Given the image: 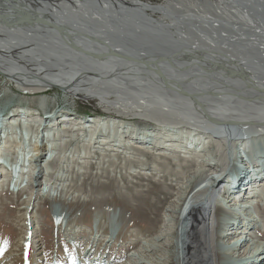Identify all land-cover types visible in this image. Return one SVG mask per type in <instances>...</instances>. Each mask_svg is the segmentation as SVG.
Wrapping results in <instances>:
<instances>
[{
    "label": "bare ground",
    "instance_id": "1",
    "mask_svg": "<svg viewBox=\"0 0 264 264\" xmlns=\"http://www.w3.org/2000/svg\"><path fill=\"white\" fill-rule=\"evenodd\" d=\"M1 75L24 96L58 83L70 102L42 115L20 104L2 107L8 97L25 101L3 85L0 172L12 174L2 186L12 182L14 192L22 190L17 179L29 167L28 191L43 196L46 180L48 193H63L57 183L69 181L70 169L97 151L104 158L129 150L177 163L193 158L177 168L159 165L166 176H182L178 192L168 197L175 198L169 221L143 239L129 264H264V242L258 245L255 236L261 230L254 229L264 227V0H0ZM82 96L99 99L122 119L75 116L71 100ZM126 117L137 122L126 124ZM22 128L31 136L24 139ZM216 161L228 165L226 176ZM35 207L28 211L31 230L40 227ZM117 230L112 233L123 239ZM111 257L117 264V255Z\"/></svg>",
    "mask_w": 264,
    "mask_h": 264
},
{
    "label": "rangeland",
    "instance_id": "2",
    "mask_svg": "<svg viewBox=\"0 0 264 264\" xmlns=\"http://www.w3.org/2000/svg\"><path fill=\"white\" fill-rule=\"evenodd\" d=\"M140 1L153 5L163 3V0ZM37 77L38 76L35 75V80ZM7 81L8 80L1 75L0 98H3L4 96L3 85L8 84L7 87L11 90V92L15 93L12 94L14 99H22L25 101L23 103H12V97H8V99L2 103V107L20 104L21 106H25L27 108L32 107L33 109H41L42 113L40 115H42L43 113L49 114L52 112L51 114H53L54 111H62L64 110L63 108L65 107V104H70V102H66L63 98L65 93L63 92V89H61L62 86L58 83H51L48 85L51 90L45 94L24 96L14 88L15 84ZM260 81L264 82L262 79H260ZM65 90H67L68 93L70 91L69 89ZM46 100L49 101V104H41ZM71 102L72 104L70 105L71 107L69 108V111L81 119H87V117H89L88 119H113L109 117L122 119L120 115H116L114 111L109 110L107 105L101 104L97 98L84 96L73 97ZM52 117H55V115ZM125 119H128L126 124L131 123L133 125L132 122L135 123L136 121H134L132 117H126ZM187 128L191 131L193 130L191 127ZM86 130L90 133L91 129L90 127H87ZM94 150L95 149H92L93 152ZM70 152L71 150H69V153ZM123 152L126 153V151ZM79 153L83 155V149L82 151L80 150ZM100 153L103 152L97 151L94 155L95 157L86 162L84 160L79 162L77 161V166L70 169L71 173L69 176L65 172V174L69 177V181L57 183V186H59L60 189L65 187L66 191L63 192L64 194L56 192V188L54 189V191L56 190L54 195L48 193L42 196L40 193H36V196L35 193L34 195L31 191H28V189L21 191V193H16L14 191L11 193L8 190L9 187H5L6 185L4 183V186H2V180H4L3 177H8L10 171L7 173L0 172V187L3 188L2 194L0 191V259L8 258L11 254L13 257H10L8 263L23 264L22 253L25 252V246L28 244L27 239H30L31 237L32 239L29 243L33 246L31 255L33 256L34 264H56L55 259L58 257L62 258L64 261H62L63 264H67L73 259H79V257H77L78 254H76L73 250H75V248H79L80 244L69 242L70 237L73 236L72 233L74 229L87 230V228H90L93 230L95 226H99L98 234L99 236L102 235L100 242L107 245L105 250V253H107L106 262H108V258H111V256L117 255V258L119 259H117V264L130 263L129 259H131L132 255L133 257L136 256L135 250L141 247L143 242L145 243L143 239H149L152 232L156 230V227H159L157 230L158 233L160 227L164 224V221H169V217L166 214L167 207L169 202L175 201V198L168 197L171 196L175 190L178 192L177 184L180 182L182 176H175V174L166 176L167 173H162V170L160 171L159 169V165L166 166L168 169L177 168V164H183L184 161H190L193 158H180L179 163H177L171 159L165 161L156 157V155L152 156L146 153V155H144L142 154L143 152H139L137 150H129L128 155L122 153V151L119 152L120 155L116 151H109L110 154H118L120 158H104L105 155ZM14 156H16V154H14ZM139 158L145 161L144 166L142 165L143 163H140L142 160ZM200 161H202L201 158ZM226 161H229V157L223 158V163H226ZM87 162L89 164H87ZM230 162L233 167L238 166L234 159L232 160L231 158ZM199 164L201 166L202 163H195L194 166L187 167V173L190 174L193 172L192 170L196 168V166L198 168ZM214 165L219 171H222V176H226V173L229 170L228 165H222V162L220 161H216ZM60 166H53V169H60L59 171L61 172ZM62 174L64 175L62 172L60 173V176ZM68 177L66 179H68ZM109 177L111 178L109 179ZM45 182L46 180L43 181V184H45ZM218 182L220 183V180H218ZM218 185L216 188L220 187ZM94 186L99 187L94 190ZM15 194L19 195L16 197ZM32 196L33 199H36L37 197L38 199L31 204L32 206L29 207L28 211L33 209V205H36L34 212H37L38 221L40 222V227L38 226L39 228L37 227V230H35L36 227L31 230L32 220L29 219L30 215L26 210L28 207L27 203ZM158 208H160L159 215H157L154 210ZM223 210L225 211L224 207ZM244 210L245 209H238L240 212H243ZM259 210L264 214V207H259ZM116 212L117 215H115ZM246 213L247 212L244 211L245 217H247ZM114 228H118L117 231L121 230L120 235L122 234L124 236L122 240H115V233H112ZM33 233L35 234L34 237ZM220 233L219 235H221ZM86 234H89V231H85L84 234L80 235L85 241L88 239ZM256 237L259 243L258 245L263 244L264 234L262 236L257 235ZM218 242H220V240ZM110 246L115 249L114 252L108 250ZM226 247L230 248L231 246H227L226 244ZM101 250L102 249H99V251ZM244 250L245 249L242 251ZM175 260L176 262L174 264H179L177 259ZM235 260H239V258H235Z\"/></svg>",
    "mask_w": 264,
    "mask_h": 264
},
{
    "label": "water",
    "instance_id": "3",
    "mask_svg": "<svg viewBox=\"0 0 264 264\" xmlns=\"http://www.w3.org/2000/svg\"><path fill=\"white\" fill-rule=\"evenodd\" d=\"M46 22V21H45Z\"/></svg>",
    "mask_w": 264,
    "mask_h": 264
}]
</instances>
